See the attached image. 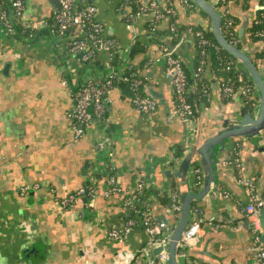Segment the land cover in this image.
Masks as SVG:
<instances>
[{
	"label": "crops",
	"instance_id": "1",
	"mask_svg": "<svg viewBox=\"0 0 264 264\" xmlns=\"http://www.w3.org/2000/svg\"><path fill=\"white\" fill-rule=\"evenodd\" d=\"M75 1L76 6H96L95 17L103 24L104 35L117 44V65L132 62L138 67L143 89L151 85L157 90V107L151 113L135 109L130 94L117 85L110 93L107 122L91 120L76 138L72 121L66 116L74 104V88L83 76L106 70V55H94L92 60L101 64L93 66L95 70L89 65L81 70L80 56L66 50L64 39L40 34L33 41L21 42L0 25V264H167L156 257L153 251L157 242L140 225L123 238H109L108 231L122 223L125 208L121 193L104 194L107 175L113 172L125 192L143 177L147 182L143 197L153 218L161 220L165 215L172 226L178 214L172 209L171 195L177 192L180 200L181 193L191 188L193 164L200 168L198 189L209 184L201 199L192 202V208L202 209L203 230L197 242L178 256V262L253 261L255 233L244 206L252 195L264 200V129L255 140L243 135L227 138L213 155V168L202 156L201 148L225 123L240 122L250 108L257 110L255 84L251 92L255 101L245 110L244 94L237 90L223 97L220 79L211 74L210 63L206 62L204 73L210 78L208 103L198 101L199 114L194 105L195 118L184 122L175 111L173 88L165 75L160 46L142 36L147 33L151 14L132 22L121 0ZM136 1L146 4L153 0ZM155 1L163 6L166 3ZM56 3L57 0H24L21 20L47 21L57 10ZM225 7V11L215 8L221 15L226 12L235 19L242 48L254 58L257 68L264 70V57L254 55L264 45L251 41L249 34L260 0H230ZM176 9L179 23L198 20L210 30V22L199 11L187 16L178 3ZM136 35L143 48L130 57ZM179 49V57L190 66L196 52L193 37L186 35ZM243 72L248 73L246 69ZM190 88L194 98L195 87L191 84ZM176 143L183 144L182 154L191 148L194 152L185 183L177 176L162 173L167 167L176 169L172 151ZM234 159L239 160V166ZM238 174L252 179V194L237 181ZM24 184L31 187L23 192L20 188ZM90 185L95 191L86 203L82 195L72 208L65 209L56 198ZM194 217L193 211L190 219ZM259 236V244H264L263 228Z\"/></svg>",
	"mask_w": 264,
	"mask_h": 264
},
{
	"label": "built area",
	"instance_id": "2",
	"mask_svg": "<svg viewBox=\"0 0 264 264\" xmlns=\"http://www.w3.org/2000/svg\"><path fill=\"white\" fill-rule=\"evenodd\" d=\"M57 1L58 8L53 13L51 22L47 20L33 23L23 22L21 20L24 10V0H0V25L10 36L15 33L14 22L16 21H21L22 31L38 30L41 27H48L51 33L65 40L66 50L68 52L72 54L81 53L80 61L83 63L89 62L98 52L104 53L107 61L117 53L118 47L115 40L104 35V26L95 17L97 13L95 5L87 4L85 6H76L75 0ZM121 1L125 4L129 2V0ZM184 2H186V0H184ZM5 3H7L9 10L6 9ZM167 11L170 13L173 12L172 9H167ZM147 12L154 13L155 20L163 16V14L157 10L156 1L153 0L148 4L137 2V11L129 14L128 19L133 22ZM232 24V20H227L224 26L226 29H229ZM170 30H174L173 25H170ZM71 32H76L78 34L68 37V34ZM186 34L196 37L200 45H208L215 50L218 49V46L206 38L201 30L193 32L189 29ZM256 34L264 37V30H260ZM31 36L32 34H29L28 37ZM233 41L236 42L234 39ZM181 44L182 39L178 40L173 47H162L160 49L162 52L161 56L166 65L165 75L170 79L173 88L175 111L181 120L190 123L194 119L193 106L187 98V79L183 70V65L180 57L176 54V50H178ZM231 63L232 61H228L227 67H229ZM205 64L206 61L202 58L197 66L198 73L203 72ZM133 69L130 62L123 65L108 62L107 68L103 73L85 75L80 79L73 91L74 104L66 111V116L72 121L76 138L82 135L83 125L91 120L107 122L111 103L110 93L112 88L118 85L119 81H128L129 89L131 90L130 101L135 109L145 113L155 111L157 107L156 98L147 94L145 90H142L143 82L139 76L135 75ZM236 76L239 80L243 77L241 73H237ZM62 82L67 84L66 79H63ZM220 89L225 98L230 97L234 92V87L228 81L222 83ZM240 90L242 94H247L249 87H241ZM233 162L235 165L239 166L240 162L238 159H234ZM190 180L191 189L198 190L201 183V173L198 164L192 165ZM237 181L244 186L250 194L253 193L254 184L251 178L238 174ZM107 184L104 194L109 195L123 192L122 203L125 208L122 223L118 226H113L108 231L109 238H123L127 236L134 226L140 225L154 238L153 240L157 242V245L161 246L158 252V258L161 262H166L168 253L166 244L172 233L173 227L164 223L162 220H155L153 218L149 204L143 197L147 187L146 180L143 177L139 178L134 188L129 192H125L117 176L113 172H110L107 175ZM30 187L29 184H24L21 186L20 190L24 192ZM50 190L54 192L53 188H50ZM94 191V186L90 185L85 188L80 187L74 192L56 198L63 208L69 209L80 200V196L87 195V197H89L94 194ZM170 200L172 209L179 214L181 204L177 192L174 191L172 193ZM263 205L264 200L261 197L252 195L251 199L244 206L245 215L255 233L254 240L256 242L255 246H253L255 250V259L247 264H264V245L261 246V244H259V231L262 229L261 208ZM192 210L196 213V217L188 221L180 237V243L187 247L197 242L203 230L204 218L202 216V209L200 206H194ZM208 219L211 220L212 217ZM1 233L2 230L0 229V235ZM84 264L90 263L85 262Z\"/></svg>",
	"mask_w": 264,
	"mask_h": 264
},
{
	"label": "trees",
	"instance_id": "3",
	"mask_svg": "<svg viewBox=\"0 0 264 264\" xmlns=\"http://www.w3.org/2000/svg\"><path fill=\"white\" fill-rule=\"evenodd\" d=\"M230 0L223 1L219 0V3H213L215 7H219L224 9L225 11V6L229 3ZM245 1V0H244ZM150 3V2H148ZM146 3V4H148ZM157 3V2H156ZM183 9L184 13L188 15L193 14L195 11H199L209 22V17L207 14L199 9L192 1L186 0H166L165 5H161L157 3V10L163 14L162 18L155 20L154 13L152 12H147L146 14L150 13L151 16L153 17L146 25V32L150 33V36H146L144 38L147 39V41H154L159 44L160 48L162 47H170L171 45H174L178 42V40L185 39V36L188 35L186 34L187 31L190 29L191 31L195 32L198 30L203 31V34L206 38H208L213 44L218 46V49L215 50L213 47L208 46V45H200L197 38L193 37L194 39V45H195V55L192 57V61L190 64V68L187 65V63L180 57L181 63L183 65V70L185 72V76L187 79V98L188 100L192 103L193 106V113H194V118H195V107H194V101H193V92L190 88L191 84L195 87V91L197 94V98L199 99L200 102L203 103H208V91H209V85H210V78L206 77L204 70L203 72L198 73L197 72V66L200 63V60L202 58L205 59L206 62L209 61V69L211 74L214 76L219 77V86L228 81L233 87H234V92L239 90L241 93L240 88L243 87H249V91L247 94H244L246 97L245 99V110H247L249 107L253 105V102L255 101V98L252 96V91L254 90V82L252 78L249 76V74H245L243 72V69L245 70V67L241 64V62L233 55L229 54L227 51L222 49L218 43L215 41L213 38L210 30L206 26H203L202 23H200L198 20L196 21H190L187 23H179L178 22V11L176 9V4ZM121 5L123 7H126L129 10V14L134 13L137 11V1L136 0H129L128 3H124L121 1ZM160 5V6H159ZM260 5L261 7L257 9L256 16L254 17L251 25L249 26V34L251 37V41H261L264 45V37L257 35L256 33L259 32L260 30H264V0H260ZM5 7L7 10H9V7H7V3H5ZM167 9H172L173 12H168ZM227 20H232L233 24L229 29H226L224 24ZM48 22H51V19L48 20ZM170 25L174 26V30H170ZM14 27H15V33L12 35L13 38L16 40H19L21 42H28V41H33L35 40L40 34H47V35H55L50 32L48 27H44L38 30H25L22 31V23L21 21H16L14 22ZM221 31L223 36L233 45H235L237 48H242L243 44L240 41V39L237 36L236 30H235V19L228 15L226 12L225 14L221 15ZM29 34H32L31 37H28ZM185 34V35H184ZM190 35V34H189ZM57 36V35H55ZM236 40V42L233 41ZM181 46V45H180ZM143 48V44L139 39L137 38L129 50L130 57L134 53H138V51H141ZM180 48V47H179ZM178 48V56H179V49ZM255 57H264V48L261 51H258L254 53ZM118 53H115L112 58L108 60V62L117 64L118 60ZM254 59V58H252ZM228 61H232L231 65L227 67ZM254 62V60H253ZM255 63V62H254ZM130 64L133 66V70L136 76H141L140 75V70L138 67L130 62ZM90 66L95 70L93 66H101L99 63L96 61H93L92 59L89 62L83 63L82 69H85V67ZM243 67V68H241ZM190 69L193 70L194 72V77L191 76V71ZM204 69H206V64L204 66ZM237 73L242 74V79L239 80L237 78ZM118 85L121 87L122 91L127 92L131 94V90L129 89V83L128 81H119ZM189 87V88H188ZM142 90L144 91L143 87ZM207 90V91H204ZM173 154L175 156H180L182 155V152L184 151V146L182 143H176L172 147ZM264 244H261L263 246Z\"/></svg>",
	"mask_w": 264,
	"mask_h": 264
},
{
	"label": "water",
	"instance_id": "4",
	"mask_svg": "<svg viewBox=\"0 0 264 264\" xmlns=\"http://www.w3.org/2000/svg\"><path fill=\"white\" fill-rule=\"evenodd\" d=\"M199 9L204 11L209 17L210 22V32L218 43V45L227 51L229 54L235 56L241 64L247 70L249 76L252 78L255 87L258 92V100L256 103L257 110L254 112L250 108L244 115L243 119L238 121H233L225 123V126L221 130L214 133L210 136L206 142L203 143L201 151L202 156L206 159L207 164L213 168L215 163L214 153L218 150V147L224 145L227 138L233 135H243L255 140L260 131L264 129V70L257 68L253 59L250 57L246 48H237L235 45L230 43L222 34L221 31V14L215 8L214 4L208 0H191ZM56 8H58V1L56 3ZM243 29V28H242ZM76 32H71L68 34V37L77 35ZM142 36H150V33H144ZM138 38L136 35L135 40ZM170 47H173L171 45ZM178 54V50H176ZM81 53H78L80 56ZM190 68V66H189ZM191 76L194 77V72L192 69ZM195 89V88H194ZM145 92L150 96L157 98V90L151 86H145ZM197 94L194 92V105L196 107L197 114H199V102ZM217 146V147H216ZM193 149L191 148L188 153L176 156L174 158L175 170L172 167H167L162 170V173L165 176H177L183 183H185V178L187 175V170L192 162ZM188 186V185H187ZM209 184H204L200 189L193 190L190 186L185 189L180 195V204L181 209L175 221V224L172 225L173 230L170 237L167 240V264H180L177 260L179 255H183L186 252L187 246L180 243L181 234L191 218L192 211V202L194 200H199L201 197L208 191ZM123 196V192L121 193ZM83 201L86 203L88 201L87 195H84ZM161 220L168 224V218L165 215L161 216ZM174 221V220H173ZM261 226L264 229V206L261 210ZM161 249V246L154 248V253L158 258V252Z\"/></svg>",
	"mask_w": 264,
	"mask_h": 264
}]
</instances>
